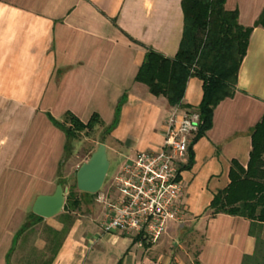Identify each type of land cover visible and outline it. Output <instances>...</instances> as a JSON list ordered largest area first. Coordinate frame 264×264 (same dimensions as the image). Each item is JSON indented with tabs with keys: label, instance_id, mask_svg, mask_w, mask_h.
I'll use <instances>...</instances> for the list:
<instances>
[{
	"label": "crops",
	"instance_id": "obj_1",
	"mask_svg": "<svg viewBox=\"0 0 264 264\" xmlns=\"http://www.w3.org/2000/svg\"><path fill=\"white\" fill-rule=\"evenodd\" d=\"M182 1L0 0V264H6L16 223L59 185L67 138L58 124L67 114L84 123L97 114L105 128L116 120L104 144L109 164L110 157L117 163L114 175L136 153L160 149L176 109L180 116L198 108L203 90L197 78L188 80L182 104L175 107L135 81L147 51L170 59L178 52ZM225 10L237 11L239 25L251 28L264 0H226ZM263 116L264 29L256 27L233 97L215 108L211 129L191 147L180 170L183 225L201 231L194 264H242L257 251L249 221L210 218L207 208L228 185L230 162L246 167L251 134ZM190 153L193 163L182 170ZM103 212L100 202L89 206L52 264H151L133 244L136 239L101 233ZM175 226L180 225L170 224L165 235ZM260 238L264 241V226ZM107 249H116V258Z\"/></svg>",
	"mask_w": 264,
	"mask_h": 264
},
{
	"label": "trees",
	"instance_id": "obj_2",
	"mask_svg": "<svg viewBox=\"0 0 264 264\" xmlns=\"http://www.w3.org/2000/svg\"><path fill=\"white\" fill-rule=\"evenodd\" d=\"M225 3L226 0H183V35L178 52L170 59L154 51H147L135 77V81L145 85L152 96L165 98L172 107L181 106L190 78L202 82L203 96L196 109L200 116L199 130L189 151L211 129L215 108L225 99L233 97L238 72L246 56L253 29H264V10L253 27L244 28L238 23V12L226 11ZM65 122L71 124V129L65 127ZM115 124L116 120L111 127L105 128V135ZM99 125L102 122L97 114H93L86 123L67 114L63 122L58 124L67 138L65 155L74 131L91 132ZM192 163L190 153L189 164L182 170L190 168ZM228 179L226 188L213 195L207 213L210 218L222 214L249 221V235L255 238L257 251L253 256L243 257L242 264H264V241L260 238L264 226V116L252 131L251 151L246 167L235 160L231 161ZM79 204L75 194L70 191L63 213L57 217L63 228L60 231L48 229L52 239L46 251L50 258L40 264H52L54 261L73 225L71 214ZM29 217L36 219V224L43 222V219L33 214ZM136 242L133 240V244ZM145 247L148 248V245Z\"/></svg>",
	"mask_w": 264,
	"mask_h": 264
},
{
	"label": "built area",
	"instance_id": "obj_3",
	"mask_svg": "<svg viewBox=\"0 0 264 264\" xmlns=\"http://www.w3.org/2000/svg\"><path fill=\"white\" fill-rule=\"evenodd\" d=\"M200 116L196 110L172 113L160 149L139 152L112 176L108 190L99 198L104 207L99 223L102 234H121L139 246L155 245L170 224L183 225V191L180 170L197 136Z\"/></svg>",
	"mask_w": 264,
	"mask_h": 264
},
{
	"label": "rangeland",
	"instance_id": "obj_4",
	"mask_svg": "<svg viewBox=\"0 0 264 264\" xmlns=\"http://www.w3.org/2000/svg\"><path fill=\"white\" fill-rule=\"evenodd\" d=\"M101 126H96L91 132L74 131L73 136H70L68 151L58 176V184L67 189V195L72 191L80 203L77 210L71 214L73 223L85 216L89 212V206L98 203L99 198L107 192L110 178H112L117 164L110 157L108 174L102 189L97 194L90 196V194L77 190L76 173L78 169L88 161L100 144H105L106 129ZM65 127L71 129V124L65 122ZM57 217L43 220L40 224H36V219L30 217L16 223V229L13 231L9 250L5 256L6 264H28L29 262L36 264L49 259L50 254L46 248L52 238L47 231L48 229L60 231L63 228L61 220ZM168 232V235H164L156 245L148 246V248L141 246L142 250L140 248L137 250L142 251L143 258L151 264H160L166 258L172 260L170 264H175L174 259L176 258L185 264H194V258L201 243V231L185 224L175 226ZM19 235L21 236L19 237ZM163 245L165 246L162 249ZM157 247L158 249H156ZM116 249H107L111 258H116L118 252L115 251Z\"/></svg>",
	"mask_w": 264,
	"mask_h": 264
},
{
	"label": "water",
	"instance_id": "obj_5",
	"mask_svg": "<svg viewBox=\"0 0 264 264\" xmlns=\"http://www.w3.org/2000/svg\"><path fill=\"white\" fill-rule=\"evenodd\" d=\"M106 147L100 144L87 162L76 173V187L81 193L97 194L105 182L109 170ZM67 189L58 185L50 196L38 197L32 207V213L43 220L53 219L63 213Z\"/></svg>",
	"mask_w": 264,
	"mask_h": 264
}]
</instances>
